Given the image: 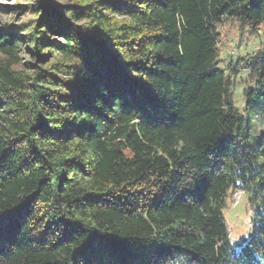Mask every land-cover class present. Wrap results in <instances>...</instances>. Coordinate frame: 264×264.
<instances>
[{
	"label": "trees",
	"instance_id": "obj_1",
	"mask_svg": "<svg viewBox=\"0 0 264 264\" xmlns=\"http://www.w3.org/2000/svg\"><path fill=\"white\" fill-rule=\"evenodd\" d=\"M5 1L0 264H264V46L236 75L218 30L264 0Z\"/></svg>",
	"mask_w": 264,
	"mask_h": 264
},
{
	"label": "rangeland",
	"instance_id": "obj_2",
	"mask_svg": "<svg viewBox=\"0 0 264 264\" xmlns=\"http://www.w3.org/2000/svg\"><path fill=\"white\" fill-rule=\"evenodd\" d=\"M17 0H7L5 3L14 4ZM30 0H21L20 3H28ZM27 15H19L16 11L1 14L2 22L15 21L22 23ZM220 32V66L236 72V75L245 71L246 56L256 53L264 46V32L251 34L245 28H240L237 22L227 20L218 28ZM237 79L239 77L237 76ZM238 95V94H237ZM225 218L229 226L231 240H241L247 236L250 230L249 196L242 190H238L227 198L224 208Z\"/></svg>",
	"mask_w": 264,
	"mask_h": 264
}]
</instances>
